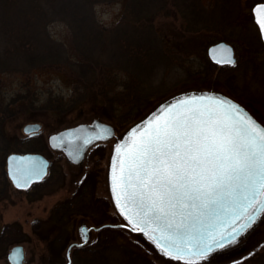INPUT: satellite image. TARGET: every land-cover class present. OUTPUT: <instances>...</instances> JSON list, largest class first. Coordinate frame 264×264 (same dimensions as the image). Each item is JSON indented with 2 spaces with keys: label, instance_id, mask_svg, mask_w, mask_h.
I'll use <instances>...</instances> for the list:
<instances>
[{
  "label": "rangeland",
  "instance_id": "obj_1",
  "mask_svg": "<svg viewBox=\"0 0 264 264\" xmlns=\"http://www.w3.org/2000/svg\"><path fill=\"white\" fill-rule=\"evenodd\" d=\"M126 2L127 0H106L96 3L93 7L96 22L106 27L118 24L124 15ZM28 3L30 0H0V101H4L7 110H19L18 114L3 123V132L7 142L26 140L28 136L22 132V127L28 123L40 124L41 132L31 136L32 142L15 149L9 146L2 151L3 145L0 144V186L4 181H9L5 159L10 153H34V148H38V153L52 164L44 181L36 186L32 185L29 192L14 190L10 183L9 186L8 183L2 186L3 189L9 188L15 192H8L5 194L6 200H0V232L3 226L12 225L17 227L13 232L21 231L22 236L11 233L9 242L0 241V264H9L7 255L16 244L23 247V264H62V253L66 245L74 237L77 243L81 240L78 227L80 223L95 228L103 224L119 225L124 222L114 210L108 190L107 164L115 137L121 136L134 123L118 127L111 119L103 118V121L115 128V137L91 146L81 167L70 165L62 153L49 148L47 138L51 133L78 124L88 110L84 108L60 115L39 109L40 102L47 94L68 97L71 93L73 80L66 72L48 66L42 67L45 63L33 60L35 56L45 52V47L55 46L63 40L69 33V28L58 20L55 9L44 6L45 12L49 10L50 22L44 25V29H40L39 18L30 20L29 16L32 15L25 12ZM172 3L175 4L176 11L171 10ZM258 3H264V0H155L151 4L154 9H151V14H157L154 27L158 31L162 30L168 40L164 46L163 60L158 61L159 69L152 76L154 84L151 91L156 93L154 98H167L187 90H215L239 102L260 123H264V44L251 12L252 7ZM119 29L121 38L124 37L121 31L129 30L124 27ZM193 32L196 35H191L198 39L188 45L190 52H182L178 48L183 47V37L180 34L187 38ZM173 36H178L179 39L174 41ZM220 41L233 47L236 58L233 66L212 67L213 63L206 51L209 46ZM170 49L174 51L171 62L167 59ZM27 88H30L32 94L31 110H26L21 102L8 106L13 98L23 97ZM34 190L36 194L33 195ZM79 190L85 191L84 207L70 212L57 210L58 214L66 215L64 222L69 223L67 228L58 225L53 227L46 222L52 220L51 210L54 206L70 200ZM38 222L46 223L36 227ZM263 223L264 220L232 247L237 248V252L229 253V259H221L213 264H231L230 261L240 258L244 251H252L256 239L254 235ZM91 236L94 244L90 249L100 250L102 246L109 244L100 253L112 264L119 259L120 247L126 244L146 252L156 264H164V261L169 260L168 257L149 250L138 237L125 229L107 228L99 232L93 231ZM57 237L60 239L56 240ZM245 242L249 246L243 250L240 245Z\"/></svg>",
  "mask_w": 264,
  "mask_h": 264
},
{
  "label": "snow or ice",
  "instance_id": "obj_2",
  "mask_svg": "<svg viewBox=\"0 0 264 264\" xmlns=\"http://www.w3.org/2000/svg\"><path fill=\"white\" fill-rule=\"evenodd\" d=\"M253 12L264 37V3ZM114 133L97 125L91 135L72 136L73 158L81 143ZM17 159L24 158L9 157L17 187L43 178L45 162L11 163ZM109 180L114 210L124 221L116 227L142 232L169 258L164 264H199L235 243L264 213V123L225 95L182 93L115 137Z\"/></svg>",
  "mask_w": 264,
  "mask_h": 264
},
{
  "label": "trees",
  "instance_id": "obj_3",
  "mask_svg": "<svg viewBox=\"0 0 264 264\" xmlns=\"http://www.w3.org/2000/svg\"><path fill=\"white\" fill-rule=\"evenodd\" d=\"M104 1L106 0H45L43 3V0H30V3L25 6V12L32 15L29 16L30 20L39 18L40 29H44V25L50 22L49 10L45 12L44 6H47L48 9L49 7L55 9L57 14L54 13L59 17L58 20L63 21L69 28V33L63 40L57 42L55 46L45 47V52L35 56L33 60L45 63L42 64V67L48 66L66 72L73 80L71 93L68 97L47 94L40 102L39 109L62 115L85 108L88 112L86 115H82V120L79 123L89 122L94 118L101 120L104 118L111 119L118 127H124L144 117L166 97L155 99L156 93H152L151 88L154 84L153 73L159 69L158 61L163 60L164 46L168 39L165 38L162 30L158 31L154 27L157 14H151V11L154 10L151 4L155 0H127L121 21L113 27L102 26L94 18V5ZM170 6L171 10L176 11L174 3ZM119 27L129 29L121 31V34H124L123 38L119 34ZM191 34L196 35V32L190 33L187 38L180 34L183 37L181 40L183 47L179 46L178 48L182 52H190L188 45L198 39ZM172 39L175 41L179 37L173 36ZM168 52L167 59L171 62L174 51L172 52L170 49ZM106 58L109 60H105ZM212 67L218 66L212 64ZM31 95L30 88H27L23 97L13 98L8 106L21 102L26 110H31L33 103ZM4 104V101H0L2 151H5L9 146L15 149L19 145L32 142V137H27L26 140L20 142L8 141V143L6 141L3 123L18 114L19 110H7ZM34 151L39 152L38 148H34ZM254 237L256 239L253 242V249H255L253 255L249 257L246 254L249 251H244L245 253L240 258L230 261L231 264L233 261H236L237 264H245L241 257L246 258L247 264H264V223L259 227ZM89 243V245H85V262L82 260L81 254H74L73 264H112L100 253L109 244L102 246L103 248L100 250H95L90 249L94 244L92 237ZM248 246L247 242L240 245L243 250ZM146 247L151 250L148 246ZM236 249L225 251L213 262L199 264H213L220 262L221 259L223 261L229 259L228 254L237 252ZM118 251L119 259L113 264H156L146 252L138 250L130 244L121 246Z\"/></svg>",
  "mask_w": 264,
  "mask_h": 264
},
{
  "label": "water",
  "instance_id": "obj_4",
  "mask_svg": "<svg viewBox=\"0 0 264 264\" xmlns=\"http://www.w3.org/2000/svg\"><path fill=\"white\" fill-rule=\"evenodd\" d=\"M258 4H260V3H258ZM255 5H257V4H255ZM254 6L252 7L251 12H252V16H253V21H254V23H255V25H256V27L258 29V32H259V26H258V23H257V21L255 19V15H254V12H253ZM259 36H260V39H261L262 43L264 44V37H261L260 33H259ZM206 52H207V56H208L209 60L213 64H216L217 66H233L234 64L228 63V60L234 59L236 61L233 47L231 45L227 44L224 41H220V42H217V43L209 46L207 48ZM221 60H223L224 62L221 63L220 62ZM202 91L203 90H187L185 92H181V93L172 95L170 97H167L164 100H162L161 102L157 103L144 117H142L141 119H139L136 122H134V124H136L139 121L143 120L154 109H157L158 105H160L162 103L169 102L170 98H179V95L182 94V93H186V94L191 95L193 92H202ZM204 92H209V93L215 92V93H217L218 91L211 90V91H204ZM217 94H219V93H217ZM134 124H132L130 127H128V129H130ZM97 125H108V126L112 127L113 129H115L111 124H109V123H107V122H105V121H103L101 119L94 118L90 122L78 123V124H76L74 126L64 127V128H62V129H60L58 131H55V132L51 133L48 136V138H47L48 146H49V148L51 150L62 153L63 156L65 157V159L68 161V163L70 165H73L75 167H81L82 163L84 162L87 150L92 145H94V144H96L98 142L108 141V140H110V139L115 137V133H114V136L110 137L108 139H95L94 138L93 139V143L90 144V145H87V146H83V144L81 143V145H80V155H78L75 158H73L72 154L74 153V149H75V146L77 144V141L73 140L71 137L72 136L91 135L92 133L97 131ZM40 131H41V125L38 124V123H28V124H26V125H24L22 127V132L25 135L38 134V133H40ZM126 131H124V132H126ZM53 136L56 137L55 141H53V139H52ZM110 155H111V153H110ZM13 156L17 157V158H24V159L23 160L17 159L15 161H12L11 162L12 164H21V165H23V164H26L30 159H36L37 161L45 162L46 170H45L43 178L47 175L49 167L51 165V161L49 159H47L44 155H42L40 153H36V152H34V153H10L9 155H7V157L5 159L6 175H7L8 179H9V181L11 182V184L17 189H27L32 184L40 182L43 178L40 179V180L33 181L27 188H19V187H17L15 182L12 180L11 175L9 174V164H10L9 157H13ZM107 166H108V170H107V186H108V190H109L110 195H111L110 180H109V160H108ZM112 201L114 203L113 199H112ZM263 220H264V213L258 214L257 219L252 223L250 228L247 229L244 233H242L241 236L237 239V241L235 243L226 245L224 248L215 249L213 252L209 253V255L205 258L204 261H201L199 263L213 262V261L217 260L218 256L223 255V253L225 251H227L228 249L232 248L236 244L240 243V241L242 239H244L250 232H252L254 229H256ZM103 225H104L103 228H101V225L94 228V227L85 226L83 224V222L80 223L78 227H79V233H80V236H81V240L79 241V243L71 244L70 248L73 247V246L87 245L90 242V240H91V237H92L91 233L93 231H100L102 229H107V228H110V229H116V228L123 229L121 227H116L115 225H112V224H103ZM127 231L130 232L132 235L138 237V239L143 244L148 246L152 251H154L156 253H159L158 249L155 248V245L151 241H149L147 239V237L142 232H132L130 229H127ZM17 250H19V251H17ZM69 251L70 250L68 249L67 256L69 255ZM7 260L9 262V264H23V249H22V247H20V246L12 247L10 252L7 255ZM67 264H70L69 258H68Z\"/></svg>",
  "mask_w": 264,
  "mask_h": 264
},
{
  "label": "flooded vegetation",
  "instance_id": "obj_5",
  "mask_svg": "<svg viewBox=\"0 0 264 264\" xmlns=\"http://www.w3.org/2000/svg\"><path fill=\"white\" fill-rule=\"evenodd\" d=\"M43 181H40L38 184L42 183ZM7 183H8V186H9V183L11 184L10 181H4L1 185L4 186V185H7ZM38 184H34V185L36 186ZM30 189L31 188L29 187L28 189H23V190L29 192ZM14 190L22 191L20 189L15 188V187H14ZM14 190L13 189H9V188H4L3 189L0 186V193H1L0 194V200L1 201L2 200L5 201L6 200L5 199L6 198L5 194H7L8 192L14 193L15 192ZM54 191H52V192H54ZM34 192L35 193H33V195L36 194V190H34ZM84 204H85V191L83 192V191L79 190L78 193L74 194V196H72V198L70 200L63 202L59 206L58 205L54 206L53 210H51V218H52V220L51 221H46V222H49L53 227L61 226V228H67L69 223H65L64 222V218H65L66 215L65 214H63V215L62 214H58L57 210L60 209L61 212H68V211L70 212V211H72V209H78L80 207H84L83 206ZM67 208H69V209H67ZM46 222H38L36 227H40V225H42L43 223H46ZM65 224H67V225H65ZM0 228H1V226H0ZM16 228L17 227H13L12 225L3 226L2 227V231L0 232V241L9 242V240H11V238L9 237V235H11V233H13V234L17 233L19 235L21 234V236H22L21 231L13 232L14 230H16ZM58 239H60V238L57 237L56 240H58ZM16 240H17V237H16ZM73 243H77L75 241V237L66 245V247H65V249H64V251L62 253L63 259H64L62 264H67L68 258L70 260V264H73V256H74V254H77V255L81 254V258L85 262V245L73 246V247L70 248V245L73 244ZM14 246L22 247L20 244H16ZM22 249H23V247H22ZM68 249L70 251H69V255L67 256ZM23 261H24V250H23Z\"/></svg>",
  "mask_w": 264,
  "mask_h": 264
}]
</instances>
